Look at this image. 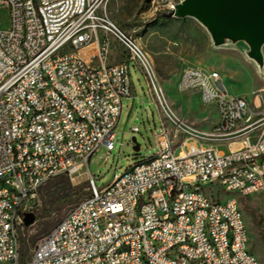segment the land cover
Here are the masks:
<instances>
[{
	"label": "built area",
	"instance_id": "2783aa9c",
	"mask_svg": "<svg viewBox=\"0 0 264 264\" xmlns=\"http://www.w3.org/2000/svg\"><path fill=\"white\" fill-rule=\"evenodd\" d=\"M182 1L152 3L174 17ZM109 2L0 0L10 17L0 30V264H20L18 231L39 189L84 168L89 195L27 264H262L240 202L219 195L264 203V109L231 96L218 72L189 69L177 89L197 92L217 119L204 130L176 118L152 57L110 18ZM131 67L173 130L161 123L157 152L99 188L89 164L115 149Z\"/></svg>",
	"mask_w": 264,
	"mask_h": 264
},
{
	"label": "rangeland",
	"instance_id": "374dc122",
	"mask_svg": "<svg viewBox=\"0 0 264 264\" xmlns=\"http://www.w3.org/2000/svg\"><path fill=\"white\" fill-rule=\"evenodd\" d=\"M107 10L110 18L122 30L132 34L150 54L166 100L184 123L206 130L217 119L215 109L205 105L197 92H180L177 89L179 77L189 69L218 72L231 96H244L252 105L264 109V62L259 65L249 57L246 43L226 42L222 46H215L207 30L196 19L165 16L167 7L162 2L153 4L152 0H110ZM9 23V13L0 6V30L8 28ZM131 85L132 97L123 99L121 115L115 128V149L109 159H106V149H100L89 164L99 188L109 184L115 175L123 174L141 158L157 152L155 133L160 131L161 123L173 130L160 107H157L144 76L134 67H131ZM134 128L139 132H133ZM133 138L140 145L139 153L133 150ZM182 138L178 136L176 141ZM63 177L56 176L39 189L36 199L28 205L30 212L53 208L51 203L63 189ZM69 179L74 187L82 186L89 182V172L84 168ZM219 198H236L240 202L245 214L250 251L264 264L262 197L222 194ZM73 206L53 208L50 215L36 220L28 228L20 229L18 238L38 243L65 219ZM253 212L261 217L257 226L252 222Z\"/></svg>",
	"mask_w": 264,
	"mask_h": 264
},
{
	"label": "water",
	"instance_id": "95a60500",
	"mask_svg": "<svg viewBox=\"0 0 264 264\" xmlns=\"http://www.w3.org/2000/svg\"><path fill=\"white\" fill-rule=\"evenodd\" d=\"M175 18H194L209 33L215 46L226 42H244L249 47V57L262 65L264 57V0H183L176 5ZM133 150L140 151L136 139ZM24 227L36 222L33 212L24 215Z\"/></svg>",
	"mask_w": 264,
	"mask_h": 264
},
{
	"label": "trees",
	"instance_id": "16d2710c",
	"mask_svg": "<svg viewBox=\"0 0 264 264\" xmlns=\"http://www.w3.org/2000/svg\"><path fill=\"white\" fill-rule=\"evenodd\" d=\"M169 16V13L167 15ZM64 185L61 193L58 195V197L51 203L53 208H63L70 205H75L79 203L81 200L86 198L89 193L86 191L89 187V182L83 184L82 186L74 187L70 183V179L67 175H64L63 177ZM47 184V183H46ZM53 208L47 210H34L33 213L36 215V220H39L40 218H43L45 216L50 215L53 212ZM252 222L255 226L259 225L261 222V217L259 215H256V213H252ZM19 255H20V264H27L31 260V250L36 247L37 242L31 241L27 242L25 239H19Z\"/></svg>",
	"mask_w": 264,
	"mask_h": 264
},
{
	"label": "bare ground",
	"instance_id": "6f19581e",
	"mask_svg": "<svg viewBox=\"0 0 264 264\" xmlns=\"http://www.w3.org/2000/svg\"><path fill=\"white\" fill-rule=\"evenodd\" d=\"M165 101H166V103H167V105H168V107H169V110H170V112L176 117V118H178V116L171 110V108H170V106H169V104H168V102H167V100H166V97H165ZM179 119V118H178ZM181 120V119H180Z\"/></svg>",
	"mask_w": 264,
	"mask_h": 264
}]
</instances>
